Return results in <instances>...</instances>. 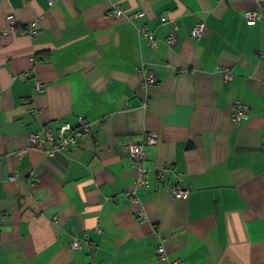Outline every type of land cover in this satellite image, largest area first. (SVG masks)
<instances>
[{
    "label": "crops",
    "instance_id": "0c3cea01",
    "mask_svg": "<svg viewBox=\"0 0 264 264\" xmlns=\"http://www.w3.org/2000/svg\"><path fill=\"white\" fill-rule=\"evenodd\" d=\"M64 123L67 150L30 144ZM0 151V264H264V0H0Z\"/></svg>",
    "mask_w": 264,
    "mask_h": 264
},
{
    "label": "built area",
    "instance_id": "2783aa9c",
    "mask_svg": "<svg viewBox=\"0 0 264 264\" xmlns=\"http://www.w3.org/2000/svg\"><path fill=\"white\" fill-rule=\"evenodd\" d=\"M53 0H50L52 4ZM112 14L119 18L122 16V12L120 10L119 4H114L112 7ZM142 12H138L134 14L132 17H139L142 16ZM261 15L254 11L248 10L244 12L243 18L248 26H254L260 20ZM7 21V29L4 30L2 33H7L13 30L15 25V20L13 15L9 14L6 16ZM174 24V22L172 21ZM205 25L203 23H197L191 30L190 36L193 38H200L203 34V30ZM27 34L30 37L37 36V23L31 22L28 26ZM145 36L148 41V45L151 49H153L156 45V40L150 32H145ZM167 44L169 47H172L176 41L175 34L169 33L166 38ZM232 77L230 72H225L224 79L225 81H229ZM144 80L148 84H153L156 82L155 76L151 72H146L144 74ZM40 85H37V90L40 88ZM233 107L235 112L233 113L232 121L235 124H238L242 119H245L247 116V106L242 104L239 100H236L233 103ZM80 125L83 128V131L86 132V122L84 119L80 120ZM74 141V132L71 129L68 123H64L60 126L57 133L54 134L49 128H45L43 130L42 137H38L36 134H30V144L32 146H42L44 143L47 144V149H44L43 152L46 157L54 156L55 154H60L61 152L67 150L69 145ZM159 142V136L157 134H145L143 139L140 142L129 144L126 147L127 152L129 153L130 157L132 158V167L136 170V176L133 181L131 188L127 191V199L131 203H137L138 197L136 195L137 188L147 185V171L143 167V161L145 160L146 154L144 151V147L156 145ZM24 151L17 152V155H21ZM1 157V151H0ZM188 194L187 190H182L177 187L172 188V195L173 198L179 199L184 198ZM138 217L141 218L140 222L145 221L146 215L143 209H140L138 212ZM81 245V240H79L76 236L72 237L71 242L69 243V248L71 250H77ZM157 252L159 253L160 257L165 259V250L161 242L157 245ZM175 264H182L180 260H176Z\"/></svg>",
    "mask_w": 264,
    "mask_h": 264
}]
</instances>
